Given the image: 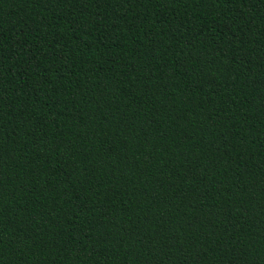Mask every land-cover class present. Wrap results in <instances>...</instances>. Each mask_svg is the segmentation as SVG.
<instances>
[{
    "label": "trees",
    "instance_id": "trees-1",
    "mask_svg": "<svg viewBox=\"0 0 264 264\" xmlns=\"http://www.w3.org/2000/svg\"><path fill=\"white\" fill-rule=\"evenodd\" d=\"M0 264H264V0H0Z\"/></svg>",
    "mask_w": 264,
    "mask_h": 264
}]
</instances>
